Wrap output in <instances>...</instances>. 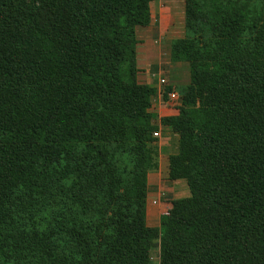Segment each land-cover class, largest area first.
Here are the masks:
<instances>
[{
  "label": "trees",
  "instance_id": "trees-1",
  "mask_svg": "<svg viewBox=\"0 0 264 264\" xmlns=\"http://www.w3.org/2000/svg\"><path fill=\"white\" fill-rule=\"evenodd\" d=\"M153 1L0 0V264H151L157 247L159 264H264V0H184L170 58L190 81L157 125L137 79ZM159 126L190 194L149 226Z\"/></svg>",
  "mask_w": 264,
  "mask_h": 264
},
{
  "label": "crops",
  "instance_id": "crops-1",
  "mask_svg": "<svg viewBox=\"0 0 264 264\" xmlns=\"http://www.w3.org/2000/svg\"><path fill=\"white\" fill-rule=\"evenodd\" d=\"M166 1V5H161L162 0H155L150 3V22L147 25L144 26H138L136 28V37H137V29L139 27H147L154 22L159 20V24L163 23L165 21L171 22L170 19L172 17H175V14L178 16V11L182 13L184 20V0H164ZM172 24V23H171ZM178 23L176 21L174 26ZM148 26V27H149ZM146 29H150L149 28ZM138 39V37H137ZM171 49V48H170ZM170 49H169V59L162 60L161 57H148L147 59H139L137 57V62L141 61L144 66V71L139 72L137 75V79L141 83H145L150 85L155 89V95L152 100V110L157 114V120L158 123L162 117L166 116H173L177 115L179 110L178 107L181 105V93L180 89L182 87H186L189 84L190 78H189V66L187 62H175L172 61L170 58ZM157 65V66H156ZM186 66V72H180L178 71L179 68H182L183 66ZM154 68L155 71H152ZM168 73L175 71V76L171 74L165 75V72H167L166 69H168ZM180 72V73H179ZM164 77L167 81V87H170V90L166 91L165 88H163L159 82V78ZM164 86V87H166ZM173 92V93H172ZM164 93L166 94L164 96ZM160 124V123H159ZM161 131L162 128L159 126ZM164 132V139L170 141L169 149L172 148V152L170 154H176L178 151V139L179 136L176 132L170 131L168 129L163 130ZM173 142V143H172ZM160 163L158 166V169L156 171L151 172L148 175V185L155 184L159 180V176L161 173ZM167 170V162L165 166V171ZM170 180V179H169ZM184 179H176L172 180L173 184L181 185L183 187ZM150 192L147 193V204H146V222H148V219L150 217L152 220H155L156 214L159 212L157 216V221L160 220V216L162 214V211L160 210V205L158 207L153 206L148 201L150 195ZM158 209V210H157ZM154 217V219H153Z\"/></svg>",
  "mask_w": 264,
  "mask_h": 264
},
{
  "label": "rangeland",
  "instance_id": "rangeland-1",
  "mask_svg": "<svg viewBox=\"0 0 264 264\" xmlns=\"http://www.w3.org/2000/svg\"><path fill=\"white\" fill-rule=\"evenodd\" d=\"M161 5H166V1L162 0ZM182 13L180 10L178 11V16L175 14V17L170 19L171 22H163L159 24V20L154 22L149 26L150 29H146L147 27H139L137 29V57L139 59H147L148 57H161L162 60L169 59V49L171 48L172 41L176 38L182 37L184 35V20ZM177 21V24L174 26ZM172 23V24H171ZM148 27V28H149ZM182 62V61H177ZM157 66V65H156ZM138 71L141 73L144 71V66L142 62H137ZM153 69V68H152ZM154 68L152 71H155ZM165 75L171 74L176 75L175 71L168 73V69H166ZM180 72H186V66L184 65L182 68H179ZM179 72V73H180ZM156 125L158 124V120L156 119ZM162 128V127H161ZM164 128H162V131ZM161 131V137L156 139V144L158 146L159 156L158 163H160L161 173L158 177L159 180L155 182V184L148 185V192L150 197L148 201L153 206L158 207L160 205V210L164 213L169 207L172 200L177 198H182L189 196L190 192L184 179L183 187L181 185H176L172 183V180L167 178V170L165 171L166 162L168 163V156L171 155L172 148L169 149L170 141L164 139V132ZM173 143V142H172ZM158 169V168H157ZM156 169V170H157ZM159 170V169H158ZM151 173V172H150ZM149 173V174H150ZM148 174V175H149ZM158 210V209H157ZM159 212L156 214L155 220H152V216L148 219L147 224L149 226H158L159 221H157V216ZM154 219V217H153ZM151 264H159V249L154 248L151 251Z\"/></svg>",
  "mask_w": 264,
  "mask_h": 264
},
{
  "label": "built area",
  "instance_id": "built-area-1",
  "mask_svg": "<svg viewBox=\"0 0 264 264\" xmlns=\"http://www.w3.org/2000/svg\"><path fill=\"white\" fill-rule=\"evenodd\" d=\"M159 82H160V84H161V86H162L163 88H165L164 86L167 85V81H166V79H165L164 77H160V78H159ZM172 93H173V92H172ZM153 136L156 137V138L161 137V129H160V127H159L157 130H155V131L153 132Z\"/></svg>",
  "mask_w": 264,
  "mask_h": 264
}]
</instances>
